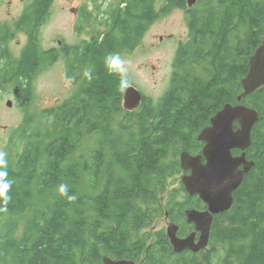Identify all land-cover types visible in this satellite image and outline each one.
Here are the masks:
<instances>
[{
    "label": "trees",
    "instance_id": "obj_1",
    "mask_svg": "<svg viewBox=\"0 0 264 264\" xmlns=\"http://www.w3.org/2000/svg\"><path fill=\"white\" fill-rule=\"evenodd\" d=\"M169 1L179 8H188L187 0ZM223 5L225 11L215 31L210 15L191 19L189 42L177 47L169 88L158 101L144 96L142 113L126 110L119 95L111 98V107L104 106L98 96L99 73L93 70L91 82L84 78L79 89L63 104L43 110L53 136L49 133V138L42 141L41 132L30 121L25 123L27 127L16 135L17 144L21 145L15 161L17 186H34L38 194L49 193L50 203L30 208L19 233L20 221L14 216L23 213V207L18 205L22 201L12 196L5 205L0 198V264H78L77 260L81 264H103L104 256L134 259L141 264H188L196 253L202 255L199 264H264V87L242 100L243 104L256 108L260 117L246 150L247 159L255 164L234 192L233 206L214 216L211 248L195 253L175 252L166 229L155 231L152 243L139 237L143 228L152 226L156 218L167 213L179 226L177 233L187 235L194 226L187 221L186 210L207 207L198 195L191 196L182 182L175 192L166 195L168 202L163 204L159 191L164 187L159 185L162 179L180 172L179 158L184 151L202 153L204 143L198 139L201 130L226 103H237L244 92L241 78L248 72L256 48L264 42V0H223ZM51 6V0H35L33 10L24 19L31 21V27L38 32V22L48 20ZM83 11L96 21L98 13L95 15L86 5ZM103 14L104 32L98 27L100 30L91 41L72 47V52L81 59L77 64L83 66L82 59L93 55L120 54L133 48L156 17L153 0H118L104 9ZM237 16L247 22L249 32L233 39L230 30L236 29ZM36 42L37 36L32 35L10 80L19 104L24 107L33 99V78L40 69ZM208 61L215 71L202 78L194 66L206 67ZM76 65H71L69 75L82 71V66ZM2 81L6 82L5 77ZM209 89L215 91L209 98L212 101L206 102L203 96ZM120 113L124 115L117 119L116 114ZM135 124L141 127L136 132ZM110 125H117L122 131L120 141H115L120 146L115 154L120 168L128 171L135 164L142 177L147 180L156 177L158 183L153 186L143 180L121 183L123 178L109 172L100 191L127 199L123 207L115 209L88 195L75 200L60 196L57 188L63 182L66 158L82 144L84 134ZM92 151V158L81 153L78 163L84 175L94 177L92 186H96L106 173V162L102 150ZM241 153L238 149L233 151L234 155ZM179 194H183V201L177 200ZM8 196L11 197L9 190ZM122 234L125 239H121Z\"/></svg>",
    "mask_w": 264,
    "mask_h": 264
},
{
    "label": "rangeland",
    "instance_id": "obj_2",
    "mask_svg": "<svg viewBox=\"0 0 264 264\" xmlns=\"http://www.w3.org/2000/svg\"><path fill=\"white\" fill-rule=\"evenodd\" d=\"M117 2L118 0H99V3L103 4L104 9L111 3L116 4ZM86 3L89 4L88 7L96 8L95 0H54L52 15L41 33L42 46L45 50H50L54 47L59 48V40L76 44L86 37L85 34H81L78 31L77 15L73 9ZM153 9L156 12L155 20L145 29L140 42L133 48L125 49L119 55L121 59L127 62L125 66L127 68L128 83L136 86L154 101H158L169 88L172 81L179 42L181 40L182 42H189L187 36L191 19L210 15L211 27L215 31L220 26V16L224 13L225 7L223 0H198L189 9L172 5L171 1L168 3V0H153ZM2 17L6 16L3 15ZM103 18H105L104 15ZM241 18L237 16L236 29L232 28L230 30V37L233 39L249 32L247 22ZM105 29L106 27L102 25L101 30L104 32ZM262 35L264 40V34ZM161 36L164 38L161 39ZM21 38L24 41L25 37L22 36ZM211 45L212 40L210 39L209 49ZM12 46L19 48L17 42H14ZM110 54L112 53L106 52L90 56L83 61L82 66L83 72L88 69L98 71L100 84L98 96L106 107H111V98L114 96L119 95L123 99L125 90L120 87V78L106 70L105 58ZM48 55H43V64L40 65V69L33 79L34 96L26 107L19 104L12 81L9 80L12 77L10 74L14 72V66L8 67L6 82L0 80V150L7 153V179L14 181L9 189L11 199L14 196L22 201L21 204H17L23 207V213L14 216L15 219L20 221L19 233L22 231L23 221L28 215L30 208L44 207L47 203H50V194H38L34 186H17L15 161L17 152L21 150V145L17 144L16 135L26 126L25 123L30 121L32 127L41 132L42 137H44L42 141L49 138V133L50 136H53V129L47 125L42 114L43 110L63 104L78 90V85L75 86L73 81L68 78L69 71L67 72L66 70L67 64L65 61L60 58L54 60L53 55L52 62L48 64L47 62L50 60ZM209 61L205 63L206 67H195L196 72L199 75L201 74L202 78L213 75L215 71ZM209 68H211L210 72ZM83 78L82 73L81 79ZM214 91L209 89V92L203 96L205 98L204 101H212L209 98L213 97ZM9 101H12V106L8 105ZM142 108L141 106L136 107L134 111L142 113ZM123 115L124 113L116 114V118L120 119ZM138 126L135 124L134 127L138 128ZM140 128L136 129L135 132L140 130ZM59 134L67 137L70 135L65 132H60ZM120 136H122V131L117 125H110L89 135L84 134L82 144L73 154L66 158L67 160L63 166L62 183L68 185V191L75 196V199L81 195H88L106 207L114 209L123 207L127 203V199L123 200L114 195H104L100 191L102 182L109 172H113L116 177L123 178V180H120L121 183L140 180L145 181L146 184H152V186L158 183L156 177L150 180L142 177L135 164L128 171L120 168L115 157L120 147L116 146L115 141L118 139L120 141ZM92 150H102L106 162V173L96 183V186H92L95 184L94 177L88 173L84 175L78 163L81 153L84 154L85 158H92ZM181 177L182 174L179 172L162 179L163 183L159 187H164V189H160L159 194L163 204L168 202L166 195L169 193L170 196L181 185ZM177 200L183 201V194H179ZM169 225V220L165 216L158 217L152 226L141 230L139 237L148 239V243H152L154 232L160 229H166L167 231ZM121 239H125L124 234L121 235ZM210 242L212 245L211 239ZM126 244H129V241ZM77 262L81 264L79 260Z\"/></svg>",
    "mask_w": 264,
    "mask_h": 264
},
{
    "label": "water",
    "instance_id": "obj_3",
    "mask_svg": "<svg viewBox=\"0 0 264 264\" xmlns=\"http://www.w3.org/2000/svg\"><path fill=\"white\" fill-rule=\"evenodd\" d=\"M197 1L187 0L188 6L192 7ZM241 84L244 92L238 96L237 103H226L201 130L198 139L204 143L202 153L193 155L184 151L180 156L181 167L190 171L182 175L181 182L191 196L199 195L208 209L186 210L187 220L195 225V231L185 238L178 236V226L174 223L168 226L167 233L176 252L199 251L208 246L214 216L233 206L234 192L255 164L247 159L246 150L251 145L252 130L260 117L256 108L243 104L242 100L264 87V42L250 58L248 72L241 78ZM143 99V92L128 84L123 95L124 108L134 110ZM8 105L12 106V101ZM235 149L242 153L234 155ZM103 260L104 264H138L134 260L109 256H104Z\"/></svg>",
    "mask_w": 264,
    "mask_h": 264
},
{
    "label": "flooded vegetation",
    "instance_id": "obj_4",
    "mask_svg": "<svg viewBox=\"0 0 264 264\" xmlns=\"http://www.w3.org/2000/svg\"><path fill=\"white\" fill-rule=\"evenodd\" d=\"M51 1H52L51 14L45 23L42 24V22H38L39 30L37 32L31 27V23H30L31 21H28V19H24L25 14L33 10L35 0H0V80H4V77L6 78L7 76L6 73H7L9 66L15 67V66L20 65V62L21 60H23V57H24V51L27 48L30 40L32 39V35L37 36L36 58L38 59V62H40V65L43 64V55L49 54L48 56H50V60L47 62L48 64L52 62L53 55H54V60H57L58 58H60L65 61V63L67 64L66 70L68 72L71 69V65H74V64L76 65L77 62L81 61V59H79L76 56V54L72 52V47L75 45H79V44L81 45L83 41H91L92 37L95 34H97V32L100 30L98 27L101 28L102 25H104V22H105V19L103 18L104 6L102 3H99V0H95L96 8L88 7L89 4L87 3L77 8H73L75 10V14L77 15L76 22L78 23V31L81 34H85L86 37H84L81 42L76 43V44H71L69 42L59 40V45H60L59 48L54 47L50 50H45L42 46L41 33H42V29L44 28L46 23L50 20V17L52 15V7H53L54 0H51ZM85 5L89 8L90 11H93L95 15L96 13H99L98 15H96V21H92V18L94 17L92 16L90 17L87 12L83 11V8ZM189 8L190 7L188 6V9ZM3 15H5L6 17H2ZM22 36L25 37L24 41L21 38ZM163 38L164 37L161 36V39ZM187 39H189V33H188ZM14 42H17V44L19 45V48L12 46ZM180 43H182V40L179 42V44ZM86 59L87 58L82 59V60L84 61ZM80 65L82 66V64L80 63L77 64L76 66L80 67ZM197 67L199 66L197 65ZM174 71H175V63H174ZM13 73L14 72L10 74L12 75V77L9 80L13 78ZM82 73L83 71H75L72 75H68V78H70L73 81L74 85L75 86L78 85V89L80 85L84 82V78L81 79ZM128 84H131V83H128ZM144 96H147V95L144 94ZM193 155H196V154H193ZM180 172L182 175L186 173H190V171L185 170L182 167L180 169ZM206 209H208V206L205 209H198V210H206ZM165 218L169 220L170 224L174 223L176 226H178L175 222L169 219L168 213L165 215ZM190 224H192L194 228L187 235L181 236L179 233H177L179 237L185 238L188 235H190L193 231H195V225L193 223H190ZM199 235L200 234L198 232L197 240H198ZM205 248H206V251L207 249L211 248L210 240H209L208 246H206ZM189 250L193 251L194 253L200 251V250L194 251L191 249H187V251ZM124 259H127V258H124ZM130 260H134V259H130ZM201 260H202V255L200 253H196L195 259L193 258L190 259L188 264H199ZM136 262L138 264H141L138 261ZM103 264H104V260H103Z\"/></svg>",
    "mask_w": 264,
    "mask_h": 264
},
{
    "label": "clouds",
    "instance_id": "obj_5",
    "mask_svg": "<svg viewBox=\"0 0 264 264\" xmlns=\"http://www.w3.org/2000/svg\"><path fill=\"white\" fill-rule=\"evenodd\" d=\"M126 61L121 59L118 53L110 54L105 58V67L109 73H115L120 76V87L126 88L128 86V79H127V68H126ZM83 77L91 82L93 79V71L91 69L85 70L83 72ZM7 153L4 151H0V198L3 199L4 204L6 205L7 202L11 199L8 196V190L12 187L14 181H10L7 179ZM57 191L60 196L67 197L69 200H74L75 196L69 195L68 185L65 183H61L58 185ZM6 211V208L4 209Z\"/></svg>",
    "mask_w": 264,
    "mask_h": 264
}]
</instances>
